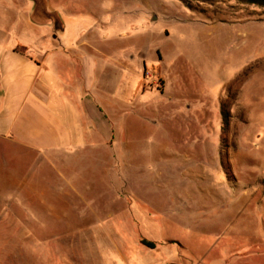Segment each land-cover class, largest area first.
<instances>
[{
    "label": "rangeland",
    "instance_id": "obj_1",
    "mask_svg": "<svg viewBox=\"0 0 264 264\" xmlns=\"http://www.w3.org/2000/svg\"><path fill=\"white\" fill-rule=\"evenodd\" d=\"M35 1L99 32L116 127L73 167L6 152L0 264H264V6Z\"/></svg>",
    "mask_w": 264,
    "mask_h": 264
},
{
    "label": "crops",
    "instance_id": "obj_2",
    "mask_svg": "<svg viewBox=\"0 0 264 264\" xmlns=\"http://www.w3.org/2000/svg\"><path fill=\"white\" fill-rule=\"evenodd\" d=\"M46 1L49 14L57 8L63 18L73 13L63 0ZM38 10L35 0H0V186L18 180L5 173L8 150L68 168L78 163L73 149L113 145L104 138L116 125L100 104L106 53L99 32L81 31V20L70 17L72 25L64 22L58 31L56 23L39 21ZM16 203L0 195V225L12 215L3 208Z\"/></svg>",
    "mask_w": 264,
    "mask_h": 264
},
{
    "label": "trees",
    "instance_id": "obj_3",
    "mask_svg": "<svg viewBox=\"0 0 264 264\" xmlns=\"http://www.w3.org/2000/svg\"><path fill=\"white\" fill-rule=\"evenodd\" d=\"M250 1L253 2V3H256V4L264 6V0H250ZM145 243L151 245V247H155V244L152 243V242L145 241Z\"/></svg>",
    "mask_w": 264,
    "mask_h": 264
},
{
    "label": "water",
    "instance_id": "obj_4",
    "mask_svg": "<svg viewBox=\"0 0 264 264\" xmlns=\"http://www.w3.org/2000/svg\"><path fill=\"white\" fill-rule=\"evenodd\" d=\"M172 264H179V263H172Z\"/></svg>",
    "mask_w": 264,
    "mask_h": 264
},
{
    "label": "built area",
    "instance_id": "obj_5",
    "mask_svg": "<svg viewBox=\"0 0 264 264\" xmlns=\"http://www.w3.org/2000/svg\"><path fill=\"white\" fill-rule=\"evenodd\" d=\"M150 77V76H149Z\"/></svg>",
    "mask_w": 264,
    "mask_h": 264
}]
</instances>
